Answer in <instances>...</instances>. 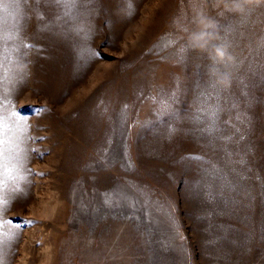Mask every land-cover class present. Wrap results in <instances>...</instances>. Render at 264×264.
I'll list each match as a JSON object with an SVG mask.
<instances>
[{"label": "rangeland", "instance_id": "rangeland-1", "mask_svg": "<svg viewBox=\"0 0 264 264\" xmlns=\"http://www.w3.org/2000/svg\"><path fill=\"white\" fill-rule=\"evenodd\" d=\"M250 8L4 0L0 264H264V6ZM201 11L234 56L228 87L182 30ZM194 155L238 183L234 203Z\"/></svg>", "mask_w": 264, "mask_h": 264}, {"label": "clouds", "instance_id": "clouds-1", "mask_svg": "<svg viewBox=\"0 0 264 264\" xmlns=\"http://www.w3.org/2000/svg\"><path fill=\"white\" fill-rule=\"evenodd\" d=\"M207 3V0H205ZM264 5V0H215V6L226 12L242 14L246 9ZM193 27H183L188 46L202 52L209 61L210 78L221 87L231 84L229 66L234 62V56L227 45L220 42L216 20L203 11L197 13Z\"/></svg>", "mask_w": 264, "mask_h": 264}, {"label": "snow or ice", "instance_id": "snow-or-ice-1", "mask_svg": "<svg viewBox=\"0 0 264 264\" xmlns=\"http://www.w3.org/2000/svg\"><path fill=\"white\" fill-rule=\"evenodd\" d=\"M12 2L18 4V3H23L24 0H12ZM76 2H77V0H73V4H75ZM84 2H87V0H84ZM56 3L60 4L61 0H56ZM3 4H4V0H0V30H2L3 25L5 23L4 17L2 15ZM259 6H264V5H259ZM254 10H255V8L246 9V11H244L241 14L240 19L243 20L247 15H249ZM84 14L85 13H82V12L76 13L77 16L84 15ZM221 43L228 46V42L226 39H222ZM184 50H185L184 48H181V50H180L181 53ZM94 55L96 57H99L100 54H99V52H95ZM2 79H3L2 75H0V83H2ZM38 111H42V110H38ZM173 115H174V118H179L178 113H174ZM202 131L206 132L207 135L209 136V140H208L209 145H213L214 141L216 139H222V137L216 136L214 134L216 131L215 125H210L209 127L203 129ZM8 135H9V130L5 129L4 117L2 114H0V193H2L4 191L5 185H6V180L8 177V172L6 171V167H7L6 157L9 156V152L6 150L7 146H8V142H6V137ZM225 152L228 156L232 155V153L227 151V148H225ZM189 158L195 160L198 163H201L202 166L205 164H210L211 168L204 167L203 170L207 175L211 176L214 181H219L217 195H219L223 199L225 206H227L229 203H234V201L231 199V193L236 191V189L239 187L238 183L234 179H230L229 174L227 172H225L224 169H222V168L218 167L216 164L212 163V161L205 160L204 157L199 156V155H194V156H191ZM232 172L235 173L236 175H239V173L236 172L235 168L232 169ZM102 195L108 196L109 193H103ZM208 195H209L210 199L216 198V196L211 192V190H209ZM137 203H138V201L133 200L132 203L130 204V207L133 208V211H135V206ZM6 207H10V204ZM4 210H6V208ZM6 223L12 224L13 221H11V220L5 221L2 217H0V230L4 229ZM25 225L30 226L31 222L25 221ZM17 227H21V226L18 225Z\"/></svg>", "mask_w": 264, "mask_h": 264}]
</instances>
